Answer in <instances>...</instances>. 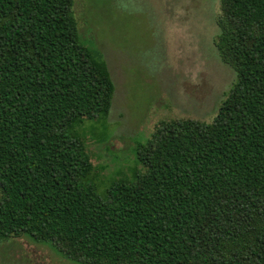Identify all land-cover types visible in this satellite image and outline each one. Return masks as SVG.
<instances>
[{"label": "trees", "instance_id": "1", "mask_svg": "<svg viewBox=\"0 0 264 264\" xmlns=\"http://www.w3.org/2000/svg\"><path fill=\"white\" fill-rule=\"evenodd\" d=\"M75 6L0 0V237L81 264H264V0H221L237 77L213 120L159 121L115 179L89 143L116 87Z\"/></svg>", "mask_w": 264, "mask_h": 264}, {"label": "rangeland", "instance_id": "2", "mask_svg": "<svg viewBox=\"0 0 264 264\" xmlns=\"http://www.w3.org/2000/svg\"><path fill=\"white\" fill-rule=\"evenodd\" d=\"M220 5L221 0H76L81 35L104 53L116 87L111 139L89 143L94 163L108 165V179L135 165L138 142H146L159 121H212L217 114L237 77L215 44ZM0 264L81 263L51 243L0 237Z\"/></svg>", "mask_w": 264, "mask_h": 264}]
</instances>
